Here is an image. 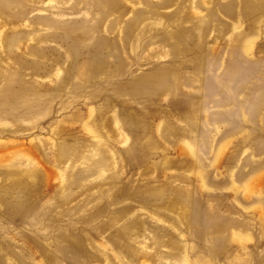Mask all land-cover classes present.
<instances>
[{
	"label": "rangeland",
	"instance_id": "1",
	"mask_svg": "<svg viewBox=\"0 0 264 264\" xmlns=\"http://www.w3.org/2000/svg\"><path fill=\"white\" fill-rule=\"evenodd\" d=\"M0 264H264V0H0Z\"/></svg>",
	"mask_w": 264,
	"mask_h": 264
}]
</instances>
